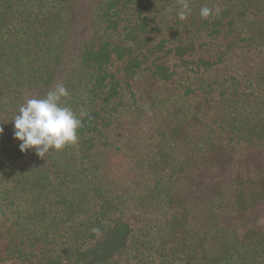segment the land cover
<instances>
[{"label":"trees","instance_id":"1","mask_svg":"<svg viewBox=\"0 0 264 264\" xmlns=\"http://www.w3.org/2000/svg\"><path fill=\"white\" fill-rule=\"evenodd\" d=\"M189 2L181 21L180 0H0V240L9 257L112 264L134 234L127 203L148 198L152 208L178 202L156 233L159 264H264V207L258 218L250 210L264 202V0ZM205 5L220 14L202 19ZM93 27L104 40L81 46ZM57 83L67 106L88 113L78 143L43 159L22 153L12 120ZM166 85L191 106L172 105ZM150 93L144 120L135 104ZM226 150L229 163L217 157ZM147 179L152 197L138 193ZM174 184L209 204L203 221L189 205L181 214Z\"/></svg>","mask_w":264,"mask_h":264},{"label":"rangeland","instance_id":"2","mask_svg":"<svg viewBox=\"0 0 264 264\" xmlns=\"http://www.w3.org/2000/svg\"><path fill=\"white\" fill-rule=\"evenodd\" d=\"M98 26V24H96ZM101 27H93L90 34H86L87 38H84V40H79L81 46L90 45L94 43V41L104 40V34L103 31L100 29ZM80 32V30H79ZM85 37V36H84ZM78 48V46H76ZM74 57V55H73ZM72 64L67 65V69L70 70V66ZM78 73L74 74V83L80 80ZM145 81L142 80V85ZM190 83L189 81L187 82ZM142 85L140 88H142ZM150 86H158L151 84ZM168 87L169 97H170V103L176 104L178 108L185 109L189 103L185 100H182L180 103L176 100V95L178 91H175L173 88L175 85H166ZM141 91V90H140ZM152 91V90H151ZM167 91V92H168ZM151 97V93L145 98L142 99L143 101L140 103H136V107H138V110L136 111V114L140 115L141 118L144 120H147L150 115V109L149 105L147 103V100H149ZM137 98L139 100V95H137ZM172 98V99H171ZM134 105V107H135ZM133 107V108H134ZM220 161L228 162L229 163V150L226 152H220L218 153ZM45 158V157H44ZM24 163H27L24 161ZM44 163V162H43ZM30 165V162L28 163ZM51 165V162H50ZM188 184H190V188L193 190L194 195L195 193H198L199 196H203L200 190H198L196 187H193V184L191 182V177L189 178V181H187ZM229 185V184H227ZM160 188V186H158ZM229 188V186H228ZM167 189L168 187L165 186L163 189V196L165 197L167 195ZM174 189H176L174 193ZM157 190V185L154 183V181H151V179H147L145 184H142L141 188L138 189V193L141 192L142 196L145 197L146 195H149V197H152V191ZM171 194L174 195L175 199L183 200V204H181V207L179 210L182 209L183 205H189L194 212V215H192L191 220L194 222H201L203 221V218L201 215L207 213L210 211V206L208 203H196L195 197L186 198L183 194V192L180 191V189L173 185L172 189H170ZM248 192L241 190L240 195L247 196ZM197 195L196 199H199L200 197ZM239 195V194H236ZM192 200V201H191ZM145 203H140V201L137 203L134 200L131 201V203L128 204V211H129V217L131 218V224L133 225L134 234L132 236L131 242L129 244V248L122 253L120 256L116 257L115 260L112 262V264H159V259L156 255V249H155V243H156V233L159 230V225L163 222H165L163 218V213L165 212V208H168L170 206V209H177L178 202H169L168 206L165 204V200L161 201L160 203H157L158 206L152 208L151 205L148 207L146 203H148V198L144 199ZM227 206V205H223ZM185 207V206H184ZM264 207L263 201H258L257 205L253 207L251 210V214L256 216L257 218L262 214L261 210ZM183 215L191 214L187 211L186 208L182 209ZM53 211V210H52ZM63 213V212H61ZM77 219L74 220L75 222L82 221L83 214H77ZM230 218V215H229ZM58 219V218H57ZM225 219V220H224ZM228 218H222L220 219L221 222H225ZM50 223V222H49ZM158 224V225H157ZM77 232L82 229V226L77 225ZM73 237L76 238V236L73 235ZM8 242L5 240H0V264H46L44 260H41L39 257L37 258H30L28 257L26 260L20 261L18 259H14L9 257V251L7 249ZM41 255V254H40ZM42 257V255L40 256ZM62 264H72L69 261L62 262Z\"/></svg>","mask_w":264,"mask_h":264},{"label":"clouds","instance_id":"3","mask_svg":"<svg viewBox=\"0 0 264 264\" xmlns=\"http://www.w3.org/2000/svg\"><path fill=\"white\" fill-rule=\"evenodd\" d=\"M181 7L177 13L183 21L191 15L189 0H180ZM200 17L208 19L212 15H219L220 8H200ZM69 92L63 83H57L43 98H26L19 106L12 122L14 124V138L20 141L22 153L35 150L38 157L44 158L50 150L60 151L78 143V131L82 127L80 116L66 104ZM2 131V129H0ZM94 232L99 229L94 228Z\"/></svg>","mask_w":264,"mask_h":264}]
</instances>
